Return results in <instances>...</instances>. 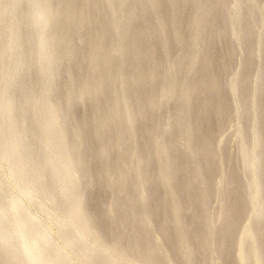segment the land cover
Instances as JSON below:
<instances>
[{"label": "bare ground", "instance_id": "1", "mask_svg": "<svg viewBox=\"0 0 264 264\" xmlns=\"http://www.w3.org/2000/svg\"><path fill=\"white\" fill-rule=\"evenodd\" d=\"M0 264H264V0H0Z\"/></svg>", "mask_w": 264, "mask_h": 264}, {"label": "rangeland", "instance_id": "2", "mask_svg": "<svg viewBox=\"0 0 264 264\" xmlns=\"http://www.w3.org/2000/svg\"><path fill=\"white\" fill-rule=\"evenodd\" d=\"M229 133H230V127L225 128V129L223 130V132H222V134H223L224 136H227ZM234 144H235V141H232V142L229 144V146H230V150H231V153L234 152ZM216 206H218V208H219V201H218V200H215V201H214V208H215V209H217Z\"/></svg>", "mask_w": 264, "mask_h": 264}]
</instances>
